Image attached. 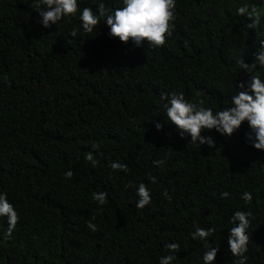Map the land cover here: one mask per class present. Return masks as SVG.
<instances>
[{"label":"trees","instance_id":"trees-1","mask_svg":"<svg viewBox=\"0 0 264 264\" xmlns=\"http://www.w3.org/2000/svg\"><path fill=\"white\" fill-rule=\"evenodd\" d=\"M97 2L78 0L94 11ZM32 3L0 0V193L19 215L11 237L0 217V264H159L173 242L172 264H203L211 247L214 264H234L227 237L236 211L252 214L246 264H264V151L246 139L247 122L231 137L204 131L215 147H198L169 124L160 99L175 91L214 112L230 106L249 79L237 61L252 63L257 33L264 37V19L247 29L236 9L264 0H176L173 34L155 49L110 38L103 20L92 33L78 17L44 28ZM140 183L151 194L144 209L135 206ZM96 192H107L104 205ZM197 227L215 233L193 240Z\"/></svg>","mask_w":264,"mask_h":264},{"label":"clouds","instance_id":"clouds-1","mask_svg":"<svg viewBox=\"0 0 264 264\" xmlns=\"http://www.w3.org/2000/svg\"><path fill=\"white\" fill-rule=\"evenodd\" d=\"M121 3V7L109 9L104 0H98L96 11L92 7L81 9L78 0H33L30 7L39 13L41 17L39 23L44 28H51L62 20L78 17L83 31L92 33L103 20L108 26L109 37L118 38L121 43L131 42L134 47H144L147 44L153 49L165 45L166 38L172 36L175 28L176 0H121ZM236 15L251 21L247 23V29H258L264 19V8L256 4L243 3L236 9ZM259 33L254 41L256 51L253 53L252 63H245L242 58L237 61L240 70H243L249 79L246 83L241 81L236 85L238 91L231 96L230 106L214 112L211 107L204 106L203 99L192 102L185 99L183 92L160 94V99L166 101L164 109L169 124L175 126L181 138L190 136L192 144L198 147L207 145L214 148L215 138L203 135L204 131L215 130L223 136L231 137L244 122H247L249 131L245 133L246 139L255 149L264 151V71H260L264 70V37H261ZM70 35L75 37L77 30L73 29ZM155 127L157 130H162L164 123L155 122ZM93 148L98 149L99 145L94 144ZM85 159L91 162L93 167L99 163L94 159L92 152H89ZM153 163L162 166L164 161L157 160ZM108 166L113 171L128 170L126 165L118 161L109 160ZM72 176L71 170L65 173L67 179H71ZM149 179L153 183L156 182L154 176H150ZM131 186V184L128 185V187ZM137 195L139 197L135 205L137 209H144L151 204V194L144 183L137 186ZM163 195L171 199L167 190ZM229 195L228 192H221L223 199H227ZM93 198L100 205H104L107 192L93 193ZM241 199L250 203L252 195L245 191ZM251 215L250 212L236 211L230 219L233 227L229 229L227 249L233 257L237 258L234 264H246L250 239L247 229L250 226ZM0 217L7 218L8 230L5 235L11 237L19 222V215L13 204L8 201L6 193H0ZM87 226L93 232L97 231L95 224L89 223ZM214 233L215 228L197 227L190 235L193 240L206 242ZM205 247L209 248L207 243ZM165 248L170 254L160 257L159 264H172V261L177 258L172 253L180 251V245L174 242L167 243ZM218 251V247H211L205 251L202 255L203 264H214Z\"/></svg>","mask_w":264,"mask_h":264}]
</instances>
